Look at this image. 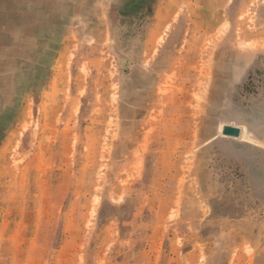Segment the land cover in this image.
Listing matches in <instances>:
<instances>
[{"label": "rangeland", "instance_id": "374dc122", "mask_svg": "<svg viewBox=\"0 0 264 264\" xmlns=\"http://www.w3.org/2000/svg\"><path fill=\"white\" fill-rule=\"evenodd\" d=\"M0 264H264V0H0Z\"/></svg>", "mask_w": 264, "mask_h": 264}, {"label": "water", "instance_id": "95a60500", "mask_svg": "<svg viewBox=\"0 0 264 264\" xmlns=\"http://www.w3.org/2000/svg\"><path fill=\"white\" fill-rule=\"evenodd\" d=\"M224 133L229 135L238 136L240 133V129L238 127L226 126L224 128Z\"/></svg>", "mask_w": 264, "mask_h": 264}, {"label": "bare ground", "instance_id": "6f19581e", "mask_svg": "<svg viewBox=\"0 0 264 264\" xmlns=\"http://www.w3.org/2000/svg\"><path fill=\"white\" fill-rule=\"evenodd\" d=\"M22 8V7H21ZM8 23V22H7ZM17 37V36H16ZM4 38H5V36H4ZM12 54V53H11Z\"/></svg>", "mask_w": 264, "mask_h": 264}]
</instances>
